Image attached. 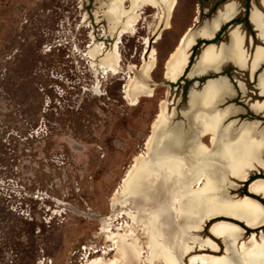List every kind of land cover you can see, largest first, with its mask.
<instances>
[{
  "label": "rangeland",
  "instance_id": "374dc122",
  "mask_svg": "<svg viewBox=\"0 0 264 264\" xmlns=\"http://www.w3.org/2000/svg\"><path fill=\"white\" fill-rule=\"evenodd\" d=\"M245 1L177 0L170 29L162 30L152 42L158 11L147 6L137 9L136 29L118 37L121 62L114 73L99 66L91 69L83 55L91 32L96 41L105 43L106 50L117 40L116 34L108 32L102 37V29L108 31L100 11L103 0H0V264H107L115 259L118 235L136 238V246L142 248L144 253L135 264H179L172 242L161 233L160 238L155 236L156 244L165 250L169 262L156 258L152 238L147 231L141 235L144 228L131 201L125 200L126 192L123 199L118 194L133 159L139 156L142 164L147 157L146 142L160 101L167 100L168 113L175 111L173 123L180 122L179 111L186 105L190 89L199 90L208 79L226 77L236 91V81L243 83L245 93L237 92L220 107L233 104L243 113L232 120H258L264 126V113L256 115L249 109L264 97H258L249 72L230 64L216 74L192 79L184 74L176 82H168L170 90L165 85L151 86V96H127L125 89L140 74L145 40L149 39L148 45L156 52L150 80L163 82L166 60L188 27H200L228 2H236L237 16H242ZM259 1L247 0L248 9L255 4L264 13ZM239 28L246 32L244 26ZM254 41L256 46L262 45L255 37ZM220 42L227 43L228 37L216 44ZM192 48L187 72L202 50L200 44L191 54ZM263 69L264 65L258 73ZM202 141L210 146V136ZM262 174L257 169L249 178ZM229 180L237 185L228 193L234 199L242 197L243 183L233 177ZM190 189L187 194L193 200L186 201L185 220H192L188 231L195 235L175 230L180 264H189L191 258L225 264L229 254L224 243L209 234L208 222L203 226L208 218L223 215V210L194 201L203 184L193 183ZM118 195L114 207L113 198ZM255 198L264 206V198ZM199 208L203 214L195 213ZM218 219L245 230L235 242L241 256L256 247L258 256L264 258V226L250 230L234 219L221 216L214 220ZM109 229L114 236L107 233Z\"/></svg>",
  "mask_w": 264,
  "mask_h": 264
},
{
  "label": "bare ground",
  "instance_id": "6f19581e",
  "mask_svg": "<svg viewBox=\"0 0 264 264\" xmlns=\"http://www.w3.org/2000/svg\"><path fill=\"white\" fill-rule=\"evenodd\" d=\"M126 2L128 6H125ZM261 4L264 7V0H261ZM176 5L177 0H103L100 4V11L108 31L102 29V37H106L104 35L108 32L107 34L110 35L116 34L117 40L109 50H106L105 43L96 41L91 32L87 51L83 54L89 67L94 69L99 66L105 71L116 73L121 62L118 37L123 31H133L138 22L136 10L147 6L158 11L157 23L151 34L155 40L162 30L170 29V20ZM261 12L253 7L248 16L251 25L257 32L256 36L263 42L262 45L255 46L252 54L246 52L245 45L243 46L244 34L239 29V25L234 26L228 33V43H221L219 46L208 44L202 47L199 57L188 72L189 51L196 44V40H212L224 24L237 16L239 6L236 2H228L217 10L211 19L203 22L200 27L194 28V31L191 28L187 29L166 60L164 66L166 82L174 83L184 74H187V77L191 79L209 73H220L221 68L227 64H232L241 71H248L252 78L258 67L264 64V17ZM97 13L99 11L94 12L95 16L99 18ZM148 40H145L147 49L139 69L140 78L135 76L134 81L126 86L127 96L138 97L143 94L151 96L152 89L147 82L150 80V74L156 63V52L148 45ZM97 55H101V58L99 59ZM237 83L241 92L245 93L244 84L240 81ZM256 87L259 94L263 96L264 69L257 77ZM235 95V90L226 77L208 79L201 89H190L187 103L179 111L182 121L176 123H173L176 118L175 111L172 110L168 113L167 100L160 101L158 113L151 126L152 135L146 142L147 157L143 159L142 164V159L139 156L133 159L132 168L127 171L123 179V187L118 193L121 196L113 198L114 206L119 196L123 199V194L126 192L125 200L131 201L138 214L136 219L144 228L141 235L144 231L150 230V233L146 232V235L152 238L154 248L152 249L151 246L149 248L160 261L169 262L165 250L156 244L155 236L160 238L161 233L172 242L171 246L174 249L177 262L180 264V258L182 259L180 245L178 242H174L173 234L176 229L188 231V225L193 224L192 220L190 223L185 220L186 201L193 200L192 195L188 196L187 193L191 190L190 187L193 183L203 184L202 193L196 194L194 201L199 203L205 201L207 206H209L208 203L212 206L215 204L224 213L208 218L203 226L217 217L230 216V210L238 208L239 202L244 210L260 216L264 223V208L255 200L244 198L243 201H236L237 199L228 193L229 189H234L233 186L237 185L231 183L229 177L243 182L247 180L251 172L257 169L264 171V126L258 120L238 122L237 119H233L229 121V117L240 114L243 112L242 109L233 104L220 107L227 99H232ZM249 109L256 115L264 113V101L251 103ZM206 135L210 136V146L203 144L202 140ZM257 173L259 174V171ZM254 180H251L250 183ZM250 183L247 185L248 190ZM251 191L264 193V183L256 181ZM195 211V213L203 214L200 208ZM228 219L233 220V218ZM215 222L211 231L214 236L220 238V242L224 243L229 254L225 264H264V258L258 256L256 247L251 248L250 255L244 253L243 256L238 248H235V242L239 240L241 231L222 220ZM107 224L105 223L106 228L109 226ZM243 225L247 227L244 223ZM112 230H107V233L114 236ZM187 235L194 236L195 234H189L188 231ZM118 236L115 259L107 264H135L139 260L140 254L144 253L142 248L136 246V238L134 240L123 237V235ZM253 237L254 234L251 235L252 239ZM231 254L233 255L231 256ZM188 263L217 264L212 260L205 261L200 258H191Z\"/></svg>",
  "mask_w": 264,
  "mask_h": 264
},
{
  "label": "crops",
  "instance_id": "0c3cea01",
  "mask_svg": "<svg viewBox=\"0 0 264 264\" xmlns=\"http://www.w3.org/2000/svg\"><path fill=\"white\" fill-rule=\"evenodd\" d=\"M259 5L262 7V4H261V1H259ZM263 8V7H262ZM264 9V8H263ZM195 20H197V18H195L194 19V22H195ZM196 23V22H195ZM189 28H191V27H188L187 29H189ZM186 29V30H187ZM185 30V31H186ZM184 31V32H185ZM241 113H243V112H241ZM240 113V114H241ZM238 115V114H237ZM237 116H234V117H232V118H236ZM261 170V169H260ZM263 171V170H262ZM264 172V171H263ZM249 177V176H248ZM248 179V178H247ZM244 181H246V180H244ZM243 181V182H244ZM256 181H261L262 183H264V179H255L253 182H251L250 184H249V191H250V193L251 194H254V195H256V196H260V197H262V198H264V193H262V192H259V193H255V192H252L251 191V188H252V186L254 185V183L256 182ZM240 183H242V181H240ZM263 195V196H262ZM244 198H250V197H239L236 201H243V199ZM250 199H252V198H250ZM253 200H255V199H253ZM262 208H264V206L260 203V202H258L257 200H255ZM240 203V202H239ZM238 203V208H236V209H233V211H231L230 210V216H224V217H227V218H233L234 220H237V221H239V222H241V223H244L247 227H249V228H252V229H258V228H261V227H263L264 226V223H262V219H261V217L260 216H258V215H253V214H250L249 212H247L246 210H244V208H242L241 206H240V204ZM240 208V209H239ZM236 210V211H235ZM218 222V221H217ZM222 222H225V223H229V224H231V225H234V228H236L237 230H239V231H241L240 233V238H239V240L241 239V237H242V234L245 232L244 230H243V228H241L240 226H238V225H236V224H233V223H231V222H228V221H222ZM216 222H213V223H211L210 225H209V227H208V232H209V234L210 235H212L213 237H215L216 239H218L219 241H221L220 240V238L219 237H217V236H214V234L212 233V231H211V228H212V226L215 224ZM259 226H258V225Z\"/></svg>",
  "mask_w": 264,
  "mask_h": 264
},
{
  "label": "flooded vegetation",
  "instance_id": "af4514ba",
  "mask_svg": "<svg viewBox=\"0 0 264 264\" xmlns=\"http://www.w3.org/2000/svg\"><path fill=\"white\" fill-rule=\"evenodd\" d=\"M246 4H247V0L244 2V8H246ZM253 7H256V8H257V6H256L255 4H252L250 10L248 9V11H249V12H248V16H249L250 11H251V9H252ZM260 7H261V6H260ZM262 7H263V6H262ZM262 7H261V9L264 10V9H263L264 7H263V8H262ZM257 9H258V8H257ZM258 10H259V9H258ZM259 11H260V10H259ZM245 12H246V10L244 9V13L242 14V16H237L236 18L233 19V21H232L231 23H232L233 25H240V26H244V27L246 28V32H247V33H246L245 31H244V32H245V33H244L243 30L241 31V32H243V33L246 34V35L249 33L247 36H246V35L244 36V40H245V41H244L243 46L245 45L244 48H245L246 52L248 51V49H249V51L252 52V50H254V49H255V46H256V45H255V41H254V37H255V36L253 37V34H255V33L257 34V32H256L255 28H253V26L251 25L250 21H248V22H249V24H250L251 27H252V28H251V29H252L251 31H250L249 29H247V27L245 26V24L242 22V18L244 17ZM260 12H261V11H260ZM261 13L263 14V17H264V13H263V12H261ZM210 19H211V18H210ZM249 20H250V19H249ZM195 22H197V20H196ZM225 26H226L225 30H224V31H220V34L218 35V41H216V43L219 42V39H222V38L225 39L226 37H228V32H227V36L225 35V31L227 30V25H225ZM239 29H240V28H239ZM253 29H254V30H253ZM230 31H231V30H229V32H230ZM253 31H254L255 33H254ZM217 33H218V32H217ZM255 39L259 40L257 36L255 37ZM202 40H203V39H202ZM228 41H229V40H228ZM227 43H228V42H227ZM195 45H196V44H195ZM195 45H194V46H195ZM191 52H192V50H191ZM190 56H191V55H190ZM189 63H190V61H188V63H187L188 66H189ZM227 65H228V64H227ZM230 65H232V64H230ZM262 65H264V64H261V65L258 67V69H257L256 72L254 73V75L252 76V78H251V75H250L251 80L254 79V80H253V83L255 84V88H256V90L258 91V95H259L258 97H264V95L261 96V95L259 94V90H258V88L256 87V80H257V78L255 79L254 76L257 75L258 70L260 69V67H261ZM232 66L235 67L234 65H232ZM235 68H236V67H235ZM236 69H238V68H236ZM238 70H239V69H238ZM246 72H248V71H246ZM249 74H250V73H249ZM259 74H260V72H259ZM259 74H258V75H259ZM258 75H257V77H258ZM182 77H183V76H182ZM235 81H236V80H235ZM236 83H237V81H236ZM237 84H238V83H237ZM244 87H245V86H244ZM236 88H237V91L234 89L236 95H237V92L242 93V92H241L242 90L238 88V85H237ZM242 94H243V93H242ZM236 95H235L232 99H234V98L236 97ZM241 114H242V113H241ZM241 114H238V115H241ZM236 116H237V115H236ZM262 116L264 117V114H262ZM237 117H238V116H237ZM237 117H236V118H237ZM228 120H229V121L232 120V117H229ZM238 122H239V119H238Z\"/></svg>",
  "mask_w": 264,
  "mask_h": 264
},
{
  "label": "trees",
  "instance_id": "16d2710c",
  "mask_svg": "<svg viewBox=\"0 0 264 264\" xmlns=\"http://www.w3.org/2000/svg\"><path fill=\"white\" fill-rule=\"evenodd\" d=\"M176 8V7H175ZM245 10H246V12H245V14H244V17L242 18V22L245 24V26L247 27V29H249L250 31L252 30L251 28V25L249 24V22H248V3L246 4V8H245ZM212 11H214V8H211V12ZM225 28H226V26H223L222 28H221V30L220 31H224L225 30ZM220 31L217 33V35H216V37H215V39L213 40V42H215L216 43V41H218V35L220 34ZM203 41H198L197 42V44L192 48V53L191 54H193V53H195V50L197 49V47H198V45H200L201 43H202ZM207 43V42H206ZM191 57L192 56H190V63H191ZM256 177H258V178H256ZM249 178V177H248ZM263 179L264 177L263 176H261V175H257V176H251L249 179H247L246 181H244V182H242L243 183V196L242 197H244V196H246V197H252V199L254 198L253 196H256V195H253V196H251V194L250 195H248L247 194V192H246V186H247V184L248 183H250V181L251 180H253V179ZM256 197H258V196H256ZM255 200H256V198H255ZM259 202V201H258ZM228 219V218H227ZM220 220H222V219H218V220H212V221H210V222H208L209 223V225L211 224V223H213V222H215V221H220ZM230 220V219H229ZM222 221H228V220H222ZM230 221H232V220H230ZM229 222V221H228ZM232 223V222H231ZM234 224V223H233ZM241 224V223H240ZM243 224V223H242ZM237 225V224H236ZM239 226V225H238ZM245 228H247V227H245ZM262 228V227H261ZM248 229V228H247ZM251 230V229H250Z\"/></svg>",
  "mask_w": 264,
  "mask_h": 264
},
{
  "label": "water",
  "instance_id": "95a60500",
  "mask_svg": "<svg viewBox=\"0 0 264 264\" xmlns=\"http://www.w3.org/2000/svg\"><path fill=\"white\" fill-rule=\"evenodd\" d=\"M217 12V11H216ZM234 19V18H233ZM233 19L232 20H230L229 22H227V24H224V25H227V30H228V33H229V30L231 29V28H233L234 26H238V25H233L231 22L233 21ZM248 21H249V17H248ZM196 24H193L192 25V27H191V29L194 31L195 29V26ZM223 25V26H224ZM222 28V27H221ZM221 28L219 29V31L221 30ZM254 30V29H253ZM215 37H216V34L213 36V38H212V40H202V39H197L196 40V44H197V42L200 40V41H203L202 43H201V47H204V46H206V45H208V44H215V45H220L221 43H223V42H220V43H218V44H216V43H214L213 42V40L215 39ZM255 37H256V33H255ZM154 40V38L151 40V42ZM228 40H229V38H228ZM207 42V43H206ZM262 44H263V42H261ZM199 57V56H198ZM197 57V58H198ZM214 74H216V72H214ZM136 76L137 77H139L140 78V75H138V72L136 73ZM184 77H187V74L184 76ZM189 79V78H188ZM192 79V78H191ZM148 83V85H150V86H152V87H155V86H158V85H165L169 90H170V85L168 84H165V83H167L166 82V80L164 79V76H163V82H159V83H154V82H152L151 80H149V82H147ZM195 84H197V83H195ZM263 177H264V172H263ZM246 192H247V194L248 195H250L249 193V190L248 189H246ZM251 196H253V195H251ZM253 197H256V196H253Z\"/></svg>",
  "mask_w": 264,
  "mask_h": 264
}]
</instances>
